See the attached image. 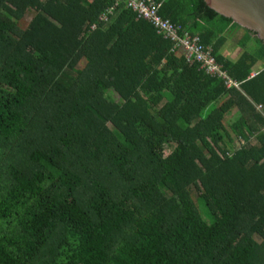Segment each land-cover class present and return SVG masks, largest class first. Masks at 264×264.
I'll use <instances>...</instances> for the list:
<instances>
[{
	"label": "trees",
	"instance_id": "obj_1",
	"mask_svg": "<svg viewBox=\"0 0 264 264\" xmlns=\"http://www.w3.org/2000/svg\"><path fill=\"white\" fill-rule=\"evenodd\" d=\"M156 2L241 86L115 0H0V264H264V42Z\"/></svg>",
	"mask_w": 264,
	"mask_h": 264
},
{
	"label": "built area",
	"instance_id": "obj_2",
	"mask_svg": "<svg viewBox=\"0 0 264 264\" xmlns=\"http://www.w3.org/2000/svg\"><path fill=\"white\" fill-rule=\"evenodd\" d=\"M115 1L116 6L123 4L127 9L132 10L138 19L151 23L159 36L172 44V54H183L189 63L199 64L207 74L221 79L226 87L241 86L240 81L233 79L223 66L217 63L213 50L201 45L199 37H192L189 33L182 32L179 27L162 18L160 15L161 4L156 0ZM115 9L112 7L108 12L112 14ZM102 20L107 21L108 15H104ZM255 75L256 73L253 74V76ZM260 108L263 109L262 106Z\"/></svg>",
	"mask_w": 264,
	"mask_h": 264
},
{
	"label": "water",
	"instance_id": "obj_3",
	"mask_svg": "<svg viewBox=\"0 0 264 264\" xmlns=\"http://www.w3.org/2000/svg\"><path fill=\"white\" fill-rule=\"evenodd\" d=\"M220 15L231 18L264 42V0H204Z\"/></svg>",
	"mask_w": 264,
	"mask_h": 264
},
{
	"label": "crops",
	"instance_id": "obj_4",
	"mask_svg": "<svg viewBox=\"0 0 264 264\" xmlns=\"http://www.w3.org/2000/svg\"><path fill=\"white\" fill-rule=\"evenodd\" d=\"M243 53L244 51H242L235 42H231L229 39H227L226 44L221 50L222 56L231 61H237ZM229 54H231V56H229ZM263 70L264 63H259L255 68V73H260Z\"/></svg>",
	"mask_w": 264,
	"mask_h": 264
},
{
	"label": "rangeland",
	"instance_id": "obj_5",
	"mask_svg": "<svg viewBox=\"0 0 264 264\" xmlns=\"http://www.w3.org/2000/svg\"><path fill=\"white\" fill-rule=\"evenodd\" d=\"M28 24H29V20H25V21L22 23L21 26H22V28L27 29ZM235 36H236V33H235ZM242 37H243V32L241 31L240 33H238V36H237V37L232 38V41H231V42H233V41L239 42V40H241ZM229 56H231V54H229ZM3 88H6V87H3ZM113 95H114V97H115L116 100H119L120 96H119L118 94H114V93H113ZM204 212H205V211H204ZM205 219H207V218L205 217Z\"/></svg>",
	"mask_w": 264,
	"mask_h": 264
}]
</instances>
